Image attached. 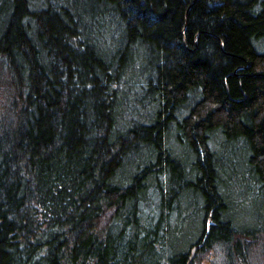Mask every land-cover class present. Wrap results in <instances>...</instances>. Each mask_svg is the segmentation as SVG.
Wrapping results in <instances>:
<instances>
[{
    "label": "trees",
    "instance_id": "obj_1",
    "mask_svg": "<svg viewBox=\"0 0 264 264\" xmlns=\"http://www.w3.org/2000/svg\"><path fill=\"white\" fill-rule=\"evenodd\" d=\"M260 213L264 0H0V264H247Z\"/></svg>",
    "mask_w": 264,
    "mask_h": 264
},
{
    "label": "rangeland",
    "instance_id": "obj_2",
    "mask_svg": "<svg viewBox=\"0 0 264 264\" xmlns=\"http://www.w3.org/2000/svg\"><path fill=\"white\" fill-rule=\"evenodd\" d=\"M181 151H183L182 148H181ZM220 154L222 157L229 159L231 161L235 158H240L242 156L241 155L242 151H241L240 145H238V146H235L234 148H231V147L224 148L220 151ZM254 212H255V208H253V210L250 212V208L248 206H244L238 213L234 214V217L243 221L244 219L248 218V216H250L251 214L255 215ZM260 215H262V217L264 218V214L260 213ZM197 236H198V233L195 232L192 236H189V235H187L186 237L180 236V239L184 238V240L187 241L186 244H188V242H191ZM256 246L257 247H255L253 251L250 252L249 254L250 259L247 261V264H264V247H262L261 245L260 246L256 245ZM212 252H214L212 257H209L210 255L208 256V258L196 257L195 259L197 260L196 264H224L223 263L224 257H222L218 252L217 253H215V251H212ZM195 253L196 251L192 253V258H194Z\"/></svg>",
    "mask_w": 264,
    "mask_h": 264
},
{
    "label": "water",
    "instance_id": "obj_3",
    "mask_svg": "<svg viewBox=\"0 0 264 264\" xmlns=\"http://www.w3.org/2000/svg\"><path fill=\"white\" fill-rule=\"evenodd\" d=\"M196 249H197V248L195 247V248L193 249V252L196 251Z\"/></svg>",
    "mask_w": 264,
    "mask_h": 264
}]
</instances>
